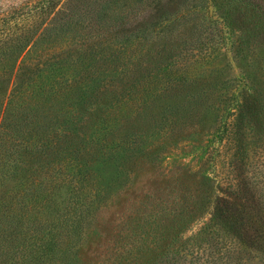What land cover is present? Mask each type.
Masks as SVG:
<instances>
[{"label": "trees", "instance_id": "trees-1", "mask_svg": "<svg viewBox=\"0 0 264 264\" xmlns=\"http://www.w3.org/2000/svg\"><path fill=\"white\" fill-rule=\"evenodd\" d=\"M262 1L0 2V264H80L77 251L90 232L87 223L130 182L124 165L155 140L175 134L169 123L161 125L162 112L159 121L152 113L146 120L151 128L140 134L119 132L118 112L130 100H136L137 112L171 84L195 81L172 54L178 34H201L209 20L227 35L246 38L254 29L247 16H264ZM236 18L249 28L236 25ZM148 49L164 53L160 64L124 94L122 81L110 87ZM240 73L228 92L218 93L216 124L196 146L199 158L210 147L218 155L229 133L240 146H264V89ZM104 94L127 98L121 106L118 100L107 103L90 124L93 100ZM214 169L215 164L203 178H190V186L178 189L160 210L158 221L172 227L166 244L111 246L106 261L94 264H264V178H232L223 186Z\"/></svg>", "mask_w": 264, "mask_h": 264}, {"label": "rangeland", "instance_id": "rangeland-1", "mask_svg": "<svg viewBox=\"0 0 264 264\" xmlns=\"http://www.w3.org/2000/svg\"><path fill=\"white\" fill-rule=\"evenodd\" d=\"M247 18L254 23V29L248 31L246 38L240 32L227 35L224 28L209 20H206L208 25L201 34H190L188 31L183 37L178 34L172 54L177 55L175 60L179 63V68L191 72L195 78L190 76L189 79L195 81L171 84L172 88L160 92L159 97L153 98L148 104L141 105L137 112L133 113L136 100H130L118 112L119 124H123L118 126L119 132L140 134L151 128V124L146 122L150 120L151 114L159 121L156 114L162 112L161 115H166L160 119L161 125L169 123V130L173 127L175 134H170L171 138L166 140H155L152 147L124 165L130 182L127 187L113 192L99 205L95 210V219L91 220L90 225L87 223L90 232L77 251L80 264H94L97 259L105 262L111 246L127 247L134 241L150 246L154 241L160 245L166 244L172 227L164 226L158 221L161 219L160 210L170 205L168 203L178 189L190 186V178H203L202 175L207 174L214 164L215 176L220 178L223 186L232 183V178H264V146H240L235 138L230 139L234 136L229 133L224 137L227 141L219 147L218 155V149L210 147L205 156L199 158L201 152L196 148L206 141L215 127L212 109L217 98H221L218 93L229 88L228 92L235 79L242 76L240 72L255 77L253 86L264 89V16ZM234 23L249 28V24L241 19L236 18ZM239 39L242 43L238 46ZM240 52H245L246 57L239 58L236 54ZM163 56L164 53L155 54L148 49L142 53L139 62L125 65V72L119 74L110 87H119L122 81L121 94H124L129 86L137 84L140 79L144 80L145 74L159 65ZM134 97L135 95L130 98ZM112 98L111 94H104L93 100L94 109L88 119L90 124L97 121L107 103L113 104L119 99ZM124 98L116 101V106H121ZM129 105L132 107L130 110ZM118 129H112L114 135L118 134ZM178 137L181 139L177 140ZM173 140L177 141L173 143ZM162 153L165 157L159 161ZM207 155L210 160H205ZM39 160L42 161L41 158ZM169 178H177V181L173 182ZM92 229L95 231H91ZM156 234L165 239L158 240Z\"/></svg>", "mask_w": 264, "mask_h": 264}]
</instances>
